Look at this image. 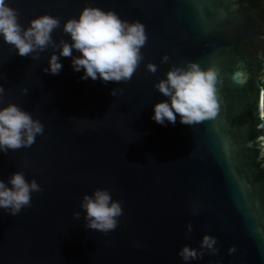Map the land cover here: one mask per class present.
Masks as SVG:
<instances>
[{"label": "water", "instance_id": "95a60500", "mask_svg": "<svg viewBox=\"0 0 264 264\" xmlns=\"http://www.w3.org/2000/svg\"><path fill=\"white\" fill-rule=\"evenodd\" d=\"M9 2L22 24L44 12L63 22L86 3L113 8L143 21L148 39L127 81L81 79L69 56L59 73L45 72L51 47L33 59L0 39V104L15 102L44 125L30 146L0 152V179L21 170L42 187L16 215L0 208V264H264V157L247 147L264 96V0ZM184 60L219 70L220 111L160 124L152 106L166 97L154 84ZM97 187L122 202L108 232L86 227L80 208ZM205 232L218 251L184 261L178 250L199 248Z\"/></svg>", "mask_w": 264, "mask_h": 264}, {"label": "clouds", "instance_id": "9594fccd", "mask_svg": "<svg viewBox=\"0 0 264 264\" xmlns=\"http://www.w3.org/2000/svg\"><path fill=\"white\" fill-rule=\"evenodd\" d=\"M57 28L67 34V38L54 39L53 32ZM0 39L11 44L19 55H31L33 59H38L40 52L51 47L47 66L43 68L45 72L59 73L63 66L60 56H69L73 70H83L81 79L127 81L143 59L141 48L148 34L143 21L122 18L113 8L94 3L84 4L76 15L68 16L63 22L59 16L44 12L22 24L19 9L9 0H0ZM259 55L264 59V51ZM161 59L167 62L169 56L164 54ZM146 67L151 72L157 70L153 62H148ZM218 71L212 65L202 67L196 60L171 63L154 84L166 98L153 104L151 119L160 124H174L178 118L181 123L193 125L216 117L220 111ZM21 92L27 89L21 88ZM4 93L5 88L0 84V99ZM111 94L116 95L115 88ZM256 115L258 135L247 141V147L258 149L264 157V96L259 98ZM43 131V123L27 109L12 101L0 104V152L28 147ZM39 191L42 187L35 178L28 179L23 171H14L7 180L0 179V208L16 215L31 203L32 193ZM80 208L86 227L101 232L114 229L123 212L122 202L114 199L106 187L84 193ZM73 215L79 217L81 213L75 211ZM186 227L189 232L192 230L190 222ZM216 242L214 235L205 232L199 248L185 244L178 255L190 261L199 258L205 250L215 253L218 251ZM228 251H234V246L230 245Z\"/></svg>", "mask_w": 264, "mask_h": 264}, {"label": "trees", "instance_id": "16d2710c", "mask_svg": "<svg viewBox=\"0 0 264 264\" xmlns=\"http://www.w3.org/2000/svg\"><path fill=\"white\" fill-rule=\"evenodd\" d=\"M260 83H261V85H262V87L264 89V72L261 75Z\"/></svg>", "mask_w": 264, "mask_h": 264}]
</instances>
